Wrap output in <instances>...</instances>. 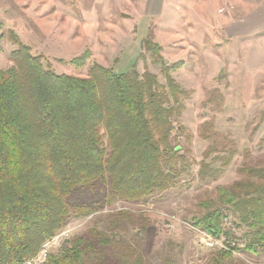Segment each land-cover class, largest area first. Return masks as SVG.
<instances>
[{
    "label": "rangeland",
    "instance_id": "rangeland-1",
    "mask_svg": "<svg viewBox=\"0 0 264 264\" xmlns=\"http://www.w3.org/2000/svg\"><path fill=\"white\" fill-rule=\"evenodd\" d=\"M146 39L162 46L166 63L180 64L173 77L190 93L173 138L191 162L190 175L138 202L108 204L102 183L77 189L69 202L96 211L69 220L51 254L85 237L93 244L84 248L86 264H135L137 258L143 264H264V245L248 249V227L217 194L219 185L242 177L240 168L264 167V0H0V70L12 67V52L27 45L59 74L87 77L94 63L116 72L136 66L166 83ZM86 52L85 67L71 63ZM207 130L237 150L216 181L198 176L212 143L203 137ZM216 209L222 216L217 235L232 252L208 246L206 231L194 225Z\"/></svg>",
    "mask_w": 264,
    "mask_h": 264
},
{
    "label": "trees",
    "instance_id": "trees-1",
    "mask_svg": "<svg viewBox=\"0 0 264 264\" xmlns=\"http://www.w3.org/2000/svg\"><path fill=\"white\" fill-rule=\"evenodd\" d=\"M144 48L166 83L136 66L116 72L94 63L87 77L59 74L27 45L12 52L14 65L0 70V264L32 258L69 220L93 214L92 205L69 202L79 188L102 183L108 204L138 202L190 175L187 154L173 145L176 121L190 97L172 74L180 64L166 63L162 46L151 39ZM90 57L86 52L71 63L85 67ZM203 137L212 143L198 176L216 181L237 150L218 141L217 132L207 130ZM239 173L242 177L233 184L217 187L218 201L248 227V249L255 250L264 245V167L244 166ZM194 225L221 233L220 210L209 211ZM92 245L79 237L51 254L50 264H86L84 248Z\"/></svg>",
    "mask_w": 264,
    "mask_h": 264
},
{
    "label": "built area",
    "instance_id": "built-area-1",
    "mask_svg": "<svg viewBox=\"0 0 264 264\" xmlns=\"http://www.w3.org/2000/svg\"><path fill=\"white\" fill-rule=\"evenodd\" d=\"M62 240L67 239V234H62ZM60 236V237H61ZM222 236V235H221ZM217 234H210L208 232H203L202 240L211 247L218 246L221 250L232 252L234 249L232 246H229L226 238L221 237ZM57 236H53L52 238L46 240V242L42 245L40 250L30 259L20 263V264H50L51 257V249L58 241Z\"/></svg>",
    "mask_w": 264,
    "mask_h": 264
}]
</instances>
